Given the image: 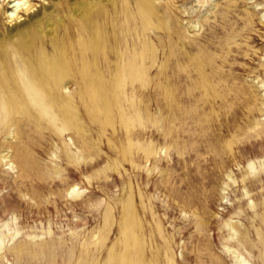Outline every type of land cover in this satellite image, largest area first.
I'll list each match as a JSON object with an SVG mask.
<instances>
[{
  "label": "rangeland",
  "instance_id": "obj_1",
  "mask_svg": "<svg viewBox=\"0 0 264 264\" xmlns=\"http://www.w3.org/2000/svg\"><path fill=\"white\" fill-rule=\"evenodd\" d=\"M124 1L118 0L117 7ZM168 1H159L163 13ZM205 1H169L179 28L200 17L201 27L187 31L182 52L171 58L164 74L155 68L154 82L139 92L159 118L154 126L149 121L132 124L134 143L153 140L156 154L149 160L139 146L129 148L118 112L114 125H102L80 108L88 129L86 151L80 150L83 140L74 132L60 135L29 122L22 123L23 135L10 139L12 147L7 135L0 134V144L14 157L0 163V264H88L95 256L102 264L121 241L129 200L143 225L146 262L168 264L170 256L174 264H235L231 250L236 249L251 264H264V241L257 232L261 228L264 236V124L252 126L264 123V0H215L209 12ZM32 2L38 9L53 6L49 0ZM128 2L133 6L135 0ZM184 4L194 5L196 13L184 14ZM108 7L112 12L113 6ZM0 19L1 28L6 20L1 14ZM152 37L162 64L169 39L163 32ZM199 45L203 54H211L204 57L214 60L205 69L217 84L209 98L196 88L201 76L193 65L186 71L182 55L195 56ZM158 79L173 89L172 99L155 84ZM20 143L25 162L18 156ZM75 187L79 194L73 196ZM230 221L240 236L226 226ZM106 233L102 249L92 244L95 235ZM240 237L249 239L246 247Z\"/></svg>",
  "mask_w": 264,
  "mask_h": 264
},
{
  "label": "bare ground",
  "instance_id": "obj_2",
  "mask_svg": "<svg viewBox=\"0 0 264 264\" xmlns=\"http://www.w3.org/2000/svg\"><path fill=\"white\" fill-rule=\"evenodd\" d=\"M128 1L125 0L118 8V0H49L50 3L53 2V6L42 5V9L36 8L37 4L32 0L0 2V14L6 20L1 26L3 29L0 28V134H5L6 139L13 140L23 135L22 123H34L37 128H53L60 135L67 131L74 132L75 136L82 138L83 149L80 150L84 151V148L89 149L90 146L86 137L88 129L81 115L80 108L83 107L91 121L101 122L102 125H114L115 119L118 120L114 114L118 112L121 124L129 136V148L139 146L148 160L156 154L153 140L148 144H140L138 141L134 143L131 135L132 124L144 126L147 121L154 126L156 120H159L149 109V102L145 101L146 98L139 92L152 85V72L155 68H159V74L165 73L171 58L179 55L185 48L187 31L201 27V17L191 20L188 28L181 29L171 13L170 0L164 13L159 3L161 0H135L133 6L131 1ZM214 2L215 0L205 1L207 12ZM109 3L113 6L112 12L109 11ZM64 7L66 15H62ZM181 10L184 14H194L197 11L194 5L187 7L186 4ZM24 14H27L26 18H23ZM160 32L165 33L169 39V45L163 42L165 46L163 45L162 53L165 57L162 64L159 62L160 48L152 37V33ZM199 51L195 56L186 51L182 55L186 56L188 62L186 71L189 65H193L200 74L196 88H202L203 96L207 97L210 92H217V84L213 85L205 70L206 64H212L213 58L208 61L211 56L206 59L204 56L208 54L207 50V54H203L205 52L200 45ZM159 79L155 84L161 91L163 89L167 99H172L173 89ZM245 95L247 96V93ZM158 114L161 115L162 112ZM261 122H254L252 126L264 124ZM21 146L18 156L25 162L28 157L24 145ZM11 153L4 143L0 144V163L11 162ZM72 154L78 155L73 152ZM249 167L253 170L254 163H250ZM227 175L232 179L231 174ZM226 186L229 184L226 183ZM70 194L76 196L79 192L75 187ZM251 205L255 207V204ZM138 220L129 200L121 221V241L110 248L102 264H157L156 260L146 262L144 249L147 242L141 230L143 225ZM262 221L264 223V216ZM226 226L234 234H239L233 221L226 223ZM257 232L264 241L261 228H258ZM107 234L95 235L92 244L102 249L109 238ZM230 238L232 239V236ZM244 239L246 243L241 237L238 242L245 246L249 239ZM231 248L227 246L228 251ZM17 251L22 252V247H18ZM231 251L235 264H251L236 249ZM168 260V264H174L173 257L168 256ZM99 261L95 256L88 264H100Z\"/></svg>",
  "mask_w": 264,
  "mask_h": 264
}]
</instances>
